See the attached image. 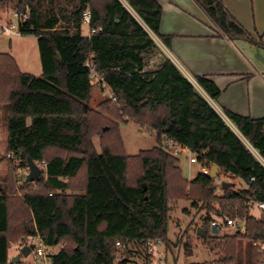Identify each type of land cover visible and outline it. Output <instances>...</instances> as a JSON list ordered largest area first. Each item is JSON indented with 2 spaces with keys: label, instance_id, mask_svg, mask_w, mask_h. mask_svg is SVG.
I'll return each instance as SVG.
<instances>
[{
  "label": "trees",
  "instance_id": "trees-1",
  "mask_svg": "<svg viewBox=\"0 0 264 264\" xmlns=\"http://www.w3.org/2000/svg\"><path fill=\"white\" fill-rule=\"evenodd\" d=\"M195 1L229 39L261 45L222 0ZM10 9L28 11L19 33L36 36L41 75L22 72L14 57L0 53L9 155L7 174L0 179V264H13L7 262L9 248L30 237L62 246L49 264H128L144 256L148 239L163 241L168 251L169 204L179 198L206 211L201 227L206 236L199 238L217 259L200 264L261 262L264 215L251 211L256 202L264 203V118L224 112L257 157L168 57L162 55L155 69L144 70L149 48L157 47L145 27L168 44L158 32L157 1L0 0V10ZM85 25L99 31L83 35ZM92 71L111 92L96 108L89 105ZM196 81L217 98L212 81ZM128 120L157 144L125 154L118 121ZM165 139L194 153L202 169L210 172L215 165L216 175L201 170L185 180ZM28 158L42 173L20 186L14 168L27 166ZM221 176L232 185H220L217 194L215 177ZM237 221L243 230L210 234L212 222L220 230ZM242 240L249 241L245 263L238 257ZM117 243L126 258L115 263ZM185 251L191 253L188 246Z\"/></svg>",
  "mask_w": 264,
  "mask_h": 264
},
{
  "label": "crops",
  "instance_id": "crops-1",
  "mask_svg": "<svg viewBox=\"0 0 264 264\" xmlns=\"http://www.w3.org/2000/svg\"><path fill=\"white\" fill-rule=\"evenodd\" d=\"M156 1L161 8L158 32L168 38V44L164 45L154 35L163 54L223 120L229 122L228 126L240 136L225 111L254 119L264 118V0H222L226 10L254 42L261 45L244 39H229L195 0ZM88 32L85 25L82 34ZM197 77H205L214 83L219 90L216 99H211L198 85ZM102 88V95L111 97L110 89L104 84ZM193 156L196 160L194 153ZM188 160L191 162L190 155ZM253 207L259 213L255 215L251 211L252 215L263 214L255 205ZM16 255L11 254L9 248V259Z\"/></svg>",
  "mask_w": 264,
  "mask_h": 264
},
{
  "label": "rangeland",
  "instance_id": "rangeland-1",
  "mask_svg": "<svg viewBox=\"0 0 264 264\" xmlns=\"http://www.w3.org/2000/svg\"><path fill=\"white\" fill-rule=\"evenodd\" d=\"M146 31L150 30L145 27ZM151 37L155 39L157 47H151L148 50L147 58L144 59V70L155 69L162 59L163 51L159 46L158 40L150 33ZM0 53H8L17 61V65L22 72L41 75V65L39 61L37 38L34 35H11L0 32ZM92 98L89 105L96 108L98 103L105 98L102 95L104 88L102 82L99 80L96 73L91 72ZM204 95V94H203ZM116 121V120H115ZM119 135L122 142V147L127 155H135L140 150L149 149L157 144L156 138L151 134L141 129L139 124L135 121L128 120L126 123L119 122ZM6 111L5 106L0 105V179H4L8 170V159L6 153ZM229 124V122H228ZM234 130V128H232ZM242 139V138H241ZM95 148L99 151V136L95 135L92 138ZM244 143L251 149V151L258 157L257 153L244 140ZM190 151V150H189ZM187 150H182L178 155L179 166L182 177L190 181L193 176L201 172L202 168L195 160L193 153ZM189 155L190 161L189 162ZM28 175V167L14 168V178L18 185H22ZM226 177H215V185L217 186V194H219V186ZM240 183H236L239 187ZM200 207V204H199ZM253 214H258L259 211L253 207ZM206 216V211L201 208H193L190 205V200L186 198H179L176 201L170 202L168 212L167 225V239L169 248L166 251V264H200L210 260L217 259L216 252L210 251L197 235V229L202 227L203 219ZM219 223V219H215ZM237 228L243 230V222L237 221L231 223L229 226H221L220 230L214 235L223 236L233 234ZM212 234V233H210ZM34 240L36 237H32ZM28 238H25L20 244L11 245L10 253L18 254L19 246L23 247ZM247 245L249 241L242 240L238 248V257L242 263L246 262ZM185 246H188L191 253L186 254ZM60 245L52 247L50 253H55L59 250ZM34 254L31 253L27 257L21 256V262L30 264L33 262Z\"/></svg>",
  "mask_w": 264,
  "mask_h": 264
},
{
  "label": "built area",
  "instance_id": "built-area-1",
  "mask_svg": "<svg viewBox=\"0 0 264 264\" xmlns=\"http://www.w3.org/2000/svg\"><path fill=\"white\" fill-rule=\"evenodd\" d=\"M28 11L19 12L14 9L10 10H0V32L7 33L11 35H20L19 33V26L27 19ZM90 20L89 11L86 10L83 14V21L87 23ZM99 29H89L88 36L98 32ZM149 32V31H148ZM150 33L154 36V34L150 31ZM149 33V34H150ZM151 36V35H150ZM165 145L168 147L169 152L174 155L178 156L180 152L185 147L175 143L173 140L165 139ZM9 157V155L7 154ZM44 166V164H43ZM202 172L205 174H209V170L204 168ZM253 180V178H251ZM264 215V203L263 202H256L254 204ZM212 225L216 226L215 222H212ZM31 244L34 245L33 249L31 250L30 254L33 253V262L30 264H49L50 255L55 253H50V249L56 246H47L45 245L38 237L35 240L30 237L28 238L26 244L24 246H30ZM59 246V245H58ZM261 254H264V242L259 244ZM62 246L60 245V248ZM117 252L115 254L114 262H120L125 259V255L121 250V245L117 243ZM59 248V250H60ZM58 250V251H59ZM144 256L142 258H136L135 261L128 262V264H166V251H165V244L163 241L159 239H148L144 244ZM57 251V252H58ZM8 263H12V260L8 258ZM20 264H24L19 259ZM258 264H264V258Z\"/></svg>",
  "mask_w": 264,
  "mask_h": 264
},
{
  "label": "water",
  "instance_id": "water-1",
  "mask_svg": "<svg viewBox=\"0 0 264 264\" xmlns=\"http://www.w3.org/2000/svg\"><path fill=\"white\" fill-rule=\"evenodd\" d=\"M115 21H117V19ZM27 167H28V175H27L25 181L28 183L36 181V179L42 173V169L30 158H28V160H27ZM216 173H217V167L215 165H213L211 167L209 175L214 176V175H216ZM231 185H232L231 182H227V181L221 182L222 188H227V187H230ZM144 188H145V185H144ZM210 232L212 234H216L218 232V228L215 225H212ZM197 235L201 236V237H205L206 236V230L203 228H198L197 229ZM33 247H34L33 244H31L30 246L21 247L19 250V253L11 259L12 263L17 264L19 262V259L21 256L27 257L30 254Z\"/></svg>",
  "mask_w": 264,
  "mask_h": 264
}]
</instances>
